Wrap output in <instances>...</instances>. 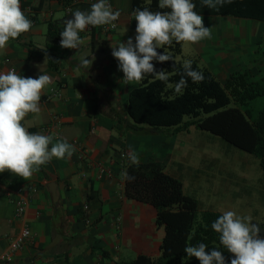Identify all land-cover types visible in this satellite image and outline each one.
<instances>
[{
	"label": "crops",
	"instance_id": "crops-1",
	"mask_svg": "<svg viewBox=\"0 0 264 264\" xmlns=\"http://www.w3.org/2000/svg\"><path fill=\"white\" fill-rule=\"evenodd\" d=\"M39 1L21 0L33 27L0 49V72L15 68L21 76L48 74L52 78L42 92L40 113H29L22 124L32 133L52 135L53 142L66 139L76 151L71 158H53L28 180L7 171L0 173V264H117L140 255L158 258L165 230L154 220L150 205L125 194L121 173L131 164L128 153L135 151L139 163L163 162L166 171L184 183L186 192V184L195 186L203 180L202 173L194 172L178 154L173 143L176 136H136L116 119L117 112L125 111L128 93L141 83L125 82L111 54L120 42L129 37L134 40L131 2L108 0L121 13L116 30L108 29L111 25L88 26L79 34L84 43L78 49H66L60 47L61 38L47 35L48 24L64 26L74 11L89 12L97 0H75L67 8L61 0H46L36 13L25 6L34 7ZM261 35L244 37L242 49L202 52L201 62L220 80L235 71L260 78L264 75ZM63 54L59 70L50 69L49 60ZM82 59L93 63L85 67ZM51 89L63 97L47 99ZM17 189L29 197L26 221L32 240L5 261L11 241L24 225L13 203L12 193ZM242 191L233 194L251 195L249 189Z\"/></svg>",
	"mask_w": 264,
	"mask_h": 264
},
{
	"label": "trees",
	"instance_id": "trees-1",
	"mask_svg": "<svg viewBox=\"0 0 264 264\" xmlns=\"http://www.w3.org/2000/svg\"><path fill=\"white\" fill-rule=\"evenodd\" d=\"M45 1L40 0L34 7L25 6L36 13L42 10ZM61 2L67 8L75 0ZM130 2L131 12L136 8L166 11L158 8V0ZM192 2L196 5L195 11L202 16L234 17L264 24V0H234L217 9L203 6L201 0ZM135 28L134 19V32ZM63 29L62 25L49 23L47 35L60 39ZM182 47L183 42L173 41L170 46L157 50L173 57V61L164 63L154 61L157 70L165 69L169 73L168 81L161 82L152 76H145L140 85L128 93L125 111L117 112L118 123L136 136L174 137L196 127L255 156L264 171V108L257 109L255 106L260 98H264V75L254 78L247 71H235L220 80L198 60H191L192 68L201 71L205 79L202 83H193L185 77L187 87L177 94L174 85L183 73V62L177 60L183 53ZM65 55L51 58L50 69L58 71ZM125 171L135 177L131 182L125 180L127 198L152 206L157 213V224L164 227L165 236L158 258L140 255L117 264H199L196 258L188 257L184 251L186 246L199 243L206 244L209 250L217 248L223 251L230 264L231 254L223 249L219 234L211 228L221 212L203 209L200 200L187 195L184 183L170 175L161 161L128 164ZM261 238H264V223L261 225Z\"/></svg>",
	"mask_w": 264,
	"mask_h": 264
},
{
	"label": "clouds",
	"instance_id": "clouds-1",
	"mask_svg": "<svg viewBox=\"0 0 264 264\" xmlns=\"http://www.w3.org/2000/svg\"><path fill=\"white\" fill-rule=\"evenodd\" d=\"M234 0H201L203 6L217 9ZM158 8L166 11H151L149 8H136L132 15L136 21L134 41L129 37L112 47V56L118 61V70L123 72L127 83H139L145 76H152L167 82L169 73L157 70L155 62L173 61L167 52H158L164 46L186 42L196 44L211 39V27H205L203 17L195 11L192 0H158ZM121 13L113 10L108 0H97L89 12L76 10L71 19L64 22L60 32V47L78 49L84 43L80 33L88 26L115 27ZM33 27V22L21 8V0H0V49H5L10 40H15ZM82 65H92L93 60L82 59ZM189 78L193 83L205 79L201 71L192 68V61L183 62V73L174 85V91L181 94L187 87ZM52 82L48 74L36 78L19 75L15 68L0 72V173L10 172L24 180L30 179L40 167L53 158H71L75 146L66 139L54 141L52 135L32 133L22 121L29 113L41 111L40 101L45 87ZM131 164L138 165L139 157L135 151L128 153ZM128 181H134L127 171L121 173ZM211 228L219 234V243L231 254L230 264H264V238L260 227L253 223L251 216H241L235 211H224ZM188 257H194L199 264H228L224 252L204 243L186 246Z\"/></svg>",
	"mask_w": 264,
	"mask_h": 264
},
{
	"label": "rangeland",
	"instance_id": "rangeland-1",
	"mask_svg": "<svg viewBox=\"0 0 264 264\" xmlns=\"http://www.w3.org/2000/svg\"><path fill=\"white\" fill-rule=\"evenodd\" d=\"M202 17L204 26L211 27V39L196 44L183 42V53L177 57L178 61L198 60L206 67L201 62L202 52L206 54L210 49L218 51L226 50L227 47L242 49L244 37L249 40L252 34H264V25L257 21L222 16ZM228 31L231 34L233 32L235 37L228 36ZM262 35L259 40L263 39ZM261 43L264 44V41ZM258 47L262 51V46ZM255 106L263 109L264 98H260ZM173 143L178 154L184 156L193 171L202 173L203 183L196 184V190V185L186 184L187 195L198 198L203 209L223 212L232 210L241 216H251L253 223L258 224L261 229L264 223V171L260 168L258 158L234 147L221 137L196 127L176 135ZM244 188L249 189L251 195L245 194L243 197L233 194L242 193ZM194 191L196 192L193 194ZM149 210L156 220V210L152 206H149Z\"/></svg>",
	"mask_w": 264,
	"mask_h": 264
},
{
	"label": "built area",
	"instance_id": "built-area-1",
	"mask_svg": "<svg viewBox=\"0 0 264 264\" xmlns=\"http://www.w3.org/2000/svg\"><path fill=\"white\" fill-rule=\"evenodd\" d=\"M115 27H110V30H116L118 20L114 22ZM63 94L59 90L51 89L47 95V99L62 98ZM13 203L16 207V216L23 222V227L20 232L13 238L10 244V251L5 254L4 260L10 261L15 252L22 249L32 240V231L26 221L27 210L29 206V197L24 193L23 189L13 190Z\"/></svg>",
	"mask_w": 264,
	"mask_h": 264
}]
</instances>
